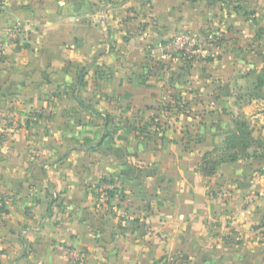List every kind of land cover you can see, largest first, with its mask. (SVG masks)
<instances>
[{
	"label": "crops",
	"instance_id": "crops-1",
	"mask_svg": "<svg viewBox=\"0 0 264 264\" xmlns=\"http://www.w3.org/2000/svg\"><path fill=\"white\" fill-rule=\"evenodd\" d=\"M4 4L0 264H264V158L210 162L263 24L236 0ZM179 31L203 47L164 49Z\"/></svg>",
	"mask_w": 264,
	"mask_h": 264
},
{
	"label": "rangeland",
	"instance_id": "rangeland-1",
	"mask_svg": "<svg viewBox=\"0 0 264 264\" xmlns=\"http://www.w3.org/2000/svg\"><path fill=\"white\" fill-rule=\"evenodd\" d=\"M236 2L240 6L241 13L248 21L252 24L256 22L263 24L257 36L264 39V0H236ZM254 46V54L243 52L254 57L248 58L247 56L245 59L241 57L243 60L236 61L243 62V66L235 78L234 95L238 105L241 104L237 108L239 114L237 119L246 121L249 124L252 136L259 141H252V147L247 150L241 148L229 150L226 149L224 144L216 153L217 155L213 157L216 159L210 160V162H227L230 161L229 157H232L231 155H235L237 159L232 162L237 165L252 164L259 158L255 156L256 152L260 155L264 154V41Z\"/></svg>",
	"mask_w": 264,
	"mask_h": 264
},
{
	"label": "built area",
	"instance_id": "built-area-1",
	"mask_svg": "<svg viewBox=\"0 0 264 264\" xmlns=\"http://www.w3.org/2000/svg\"><path fill=\"white\" fill-rule=\"evenodd\" d=\"M5 10L4 0H0V12ZM22 35V30L19 27L15 26L11 29L9 38L10 39H18ZM3 43L4 41L0 39V55L3 54ZM205 43L204 38H202L199 34H194L188 31H179L176 32L164 45V49L170 51V53H180L182 52H195L198 49H201ZM116 187V184H110L107 189H105V196L102 197L107 198L109 189H113ZM69 259L75 264H88L90 260V254L86 251L72 249L69 251Z\"/></svg>",
	"mask_w": 264,
	"mask_h": 264
},
{
	"label": "trees",
	"instance_id": "trees-1",
	"mask_svg": "<svg viewBox=\"0 0 264 264\" xmlns=\"http://www.w3.org/2000/svg\"><path fill=\"white\" fill-rule=\"evenodd\" d=\"M252 141H259L255 140L254 137L251 134V131L249 129V124L246 121L243 120H237V130L228 132L226 134L224 144L226 146V149L232 150V149H244L247 150L249 147H252L253 143ZM230 161H235L237 159V156L231 155ZM256 157H264L263 155L258 154V152L255 153Z\"/></svg>",
	"mask_w": 264,
	"mask_h": 264
}]
</instances>
